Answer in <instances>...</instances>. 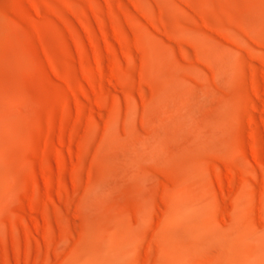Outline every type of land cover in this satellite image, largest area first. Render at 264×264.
<instances>
[{
  "label": "rangeland",
  "instance_id": "rangeland-1",
  "mask_svg": "<svg viewBox=\"0 0 264 264\" xmlns=\"http://www.w3.org/2000/svg\"><path fill=\"white\" fill-rule=\"evenodd\" d=\"M68 1L88 18L66 0H39L41 41L30 42L26 31V44L40 54L38 71L33 60L28 65L45 85H59L46 47L90 98L79 97L78 109L71 95L65 110L33 79L12 72L6 80L22 97L0 94V174L10 181L0 190V264H178L193 234L205 242L195 227L237 230L247 198L236 180L230 191L214 190L210 204L205 185L215 169L233 165L261 176L251 149L258 132L264 153V95L248 113L256 126L245 120L239 96L252 73L264 70V0ZM87 28L107 75L80 69L77 41L94 50ZM43 171H51L49 185ZM61 178L66 192L59 195ZM182 202L195 206L193 219L181 216ZM156 233L164 247L151 255ZM230 261L264 264L261 233L240 241Z\"/></svg>",
  "mask_w": 264,
  "mask_h": 264
},
{
  "label": "bare ground",
  "instance_id": "bare-ground-1",
  "mask_svg": "<svg viewBox=\"0 0 264 264\" xmlns=\"http://www.w3.org/2000/svg\"><path fill=\"white\" fill-rule=\"evenodd\" d=\"M107 4L110 5L109 1ZM67 7L77 16L88 18L86 10L77 9L68 0H66ZM39 0H9L7 2L0 3V62L6 65L5 68H0V94L7 95L9 100H16L22 97V93L19 88L14 85H8L6 80L12 75L11 73L23 74L27 78L33 79L39 86V89L45 91L50 99L61 106L62 109H69V96L76 98V106L78 109L83 107L79 97L85 99L90 98V94L85 86V83L76 76H69L62 72L51 53L46 47H42V54L49 64L53 74L60 82L59 85H45L41 79L37 77L36 72L29 68L28 60L31 59L38 71L40 62L39 51L29 47L27 43L26 31H32L29 41L33 43H39L41 37L39 34V26L35 21L34 15L39 13ZM94 9V8H93ZM91 8V11L93 12ZM103 25V22L100 21ZM87 32L90 36V44L93 47L92 53H87L84 50L83 45L78 40L77 45L81 50L80 69L83 74L88 75L91 72H98L103 75H107L102 65L101 55L98 52L97 37L87 28ZM102 36L107 37V32L103 29ZM153 51V46L149 45ZM264 67V58L261 59ZM113 71V70H111ZM87 78V77H85ZM91 86L93 81L89 78L85 80ZM264 95V70L254 71L252 77L248 83H244V89L240 93V105L241 109L245 113V120L249 124L255 125V122L249 116L251 109H257L255 103L256 100H261ZM29 98L32 97L29 96ZM40 124V122H39ZM47 124H52V118L49 117ZM256 126V125H255ZM255 144L251 149L252 163L260 169L261 176L258 178L252 174V172H246L239 166L228 165L223 171L215 169L212 175L206 179V199L210 204L215 203L214 190H219L221 193L224 191H230L235 187V181L239 180L242 185V192L247 198L246 203L239 206L237 216L235 217V223L237 224V230L235 232H221L201 228L200 230L195 227L192 232H196L202 235L205 242L197 241L196 234L192 242V246L187 251L179 250L178 264H219L221 261L223 264H232L230 259L236 254L240 241L245 238H253L257 234L262 235L264 240V153L260 145H258V132L254 136ZM61 150H58L60 156ZM249 167L254 168L253 164L246 160ZM25 170L29 175L30 182L33 186L37 187L38 177L33 172L30 166H25ZM47 185L50 183L51 171L41 172ZM9 179L6 175L0 174V190L6 191L9 186ZM57 194L61 195L66 192V185L63 178L59 180L56 187ZM52 189V187H51ZM238 198V197H237ZM195 206L189 202H182L180 214L185 218L193 219L195 213ZM259 214V215H258ZM27 229H29L25 220L21 219ZM212 220L218 224L219 218L215 215L212 216ZM50 218L44 216L43 228L46 233L51 232L49 225ZM261 223V224H258ZM220 225V224H219ZM33 229H37V224H33ZM231 242V243H229ZM164 247V241L161 234L156 233L154 241L147 246L151 251L154 249L160 250ZM72 254V253H71ZM199 255V256H198ZM226 255V256H225ZM225 257V259H224ZM65 260L59 264H65ZM142 264H150V259L146 258L142 261Z\"/></svg>",
  "mask_w": 264,
  "mask_h": 264
}]
</instances>
